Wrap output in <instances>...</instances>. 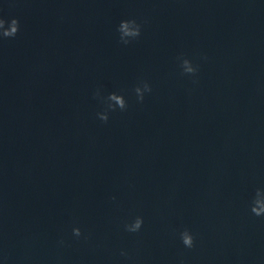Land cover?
<instances>
[{"label": "water", "instance_id": "water-1", "mask_svg": "<svg viewBox=\"0 0 264 264\" xmlns=\"http://www.w3.org/2000/svg\"><path fill=\"white\" fill-rule=\"evenodd\" d=\"M257 200L264 0H0L4 264H264Z\"/></svg>", "mask_w": 264, "mask_h": 264}, {"label": "clouds", "instance_id": "clouds-1", "mask_svg": "<svg viewBox=\"0 0 264 264\" xmlns=\"http://www.w3.org/2000/svg\"><path fill=\"white\" fill-rule=\"evenodd\" d=\"M127 21H124L122 22V30L126 33L127 32ZM14 24H15V27L13 28L12 31H6L4 33V35L6 36H14L16 34L17 31H19V28H20V24L19 22L17 21H14ZM187 64V62H185ZM188 70H191L190 68ZM138 92H140L142 94V90L141 89H137ZM105 119H107V116L105 115L104 116ZM257 207H254V212H256L257 215L261 214V213H264V200H257ZM142 223V220L140 218H137L135 224H133L131 226V230H136L140 227ZM77 232V234H79V230L76 229L75 230ZM182 238H183V242L186 246L188 247H192L193 245V236L191 234V232L185 230L183 233H182ZM0 264H4V261L2 258H0Z\"/></svg>", "mask_w": 264, "mask_h": 264}]
</instances>
